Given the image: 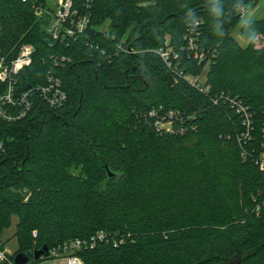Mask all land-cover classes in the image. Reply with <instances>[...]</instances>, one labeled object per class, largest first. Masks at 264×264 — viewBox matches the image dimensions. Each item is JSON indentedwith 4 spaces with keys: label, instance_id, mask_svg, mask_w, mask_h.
<instances>
[{
    "label": "trees",
    "instance_id": "16d2710c",
    "mask_svg": "<svg viewBox=\"0 0 264 264\" xmlns=\"http://www.w3.org/2000/svg\"><path fill=\"white\" fill-rule=\"evenodd\" d=\"M71 1L89 24L59 44L34 15L44 0H0V55L34 49L19 90L54 73L66 94L49 109L34 91L27 117L0 121L12 257L103 232L84 264H264V16L243 21L246 46L232 36L258 0Z\"/></svg>",
    "mask_w": 264,
    "mask_h": 264
},
{
    "label": "built area",
    "instance_id": "2783aa9c",
    "mask_svg": "<svg viewBox=\"0 0 264 264\" xmlns=\"http://www.w3.org/2000/svg\"><path fill=\"white\" fill-rule=\"evenodd\" d=\"M32 9L36 17H47L50 19L45 32L53 43L67 44V42L76 38L87 28L90 20L88 13H79L73 8L71 0H59L57 8L54 10L46 9V7L41 5H33ZM239 12L244 16L247 11L244 7H240ZM169 41L170 38L167 36L164 48L169 47ZM189 44L192 46L193 41L191 40ZM118 48L123 50L120 46ZM164 48L157 50V53L169 66V58L177 53L171 52V50L167 52ZM33 52V47L26 44L18 48L16 55L12 59L0 55V121L2 122L12 123L27 117L33 108L29 96L34 91L43 98L46 108L49 109L61 106L66 100L61 81L54 73H48L46 82L42 86L36 87L34 91L31 89L28 92L19 90L16 85V77L31 65ZM127 52L131 53L129 50ZM196 57L200 61L204 59L203 54L196 55ZM186 79L191 84L196 85V87L203 88L204 80L201 82L199 77H187ZM239 111H243V108L240 107ZM245 116L247 120L246 126L249 130L250 123L246 114ZM156 127L165 128L166 126L156 123ZM4 151L5 143L0 137V155ZM258 165L260 168H264V150L259 157ZM31 235L33 239H36L37 231L33 230ZM104 239L105 234L98 232L89 239L68 240L48 249L47 255L41 256L36 261L32 259L27 264H84L77 254L82 250L93 249L97 242ZM12 256L0 238V264H15Z\"/></svg>",
    "mask_w": 264,
    "mask_h": 264
},
{
    "label": "rangeland",
    "instance_id": "374dc122",
    "mask_svg": "<svg viewBox=\"0 0 264 264\" xmlns=\"http://www.w3.org/2000/svg\"><path fill=\"white\" fill-rule=\"evenodd\" d=\"M45 2V7L46 9L49 10H54L57 8V4L59 2V0H44ZM245 10L247 11L246 14L244 16H242V20L241 23H239V25L232 31V36L239 42L240 45H242L243 47L246 46L248 44V41L245 40L240 32H239V28L242 25L243 21L248 20V19H261L264 16V0H258L256 5L253 7L247 6L245 7ZM38 18V17H37ZM108 26V22L104 23L101 27H99V30H106V27ZM167 36H164V43L163 46H161L159 49H162L165 47V38ZM254 44H255V48H261L264 46V38L262 36H258L255 38L254 40ZM26 45V44H23ZM167 52H169L171 50V52L176 53L175 50L172 49V47H166L164 48ZM201 82H203L204 80V76H200L199 77ZM147 79V78H146ZM148 83H149V79H147ZM146 81V82H147ZM151 81V80H150ZM148 87V86H147ZM140 88V87H139ZM143 88V87H142ZM150 88V87H149ZM17 223V217H13L12 218V226L4 231V233L2 234L1 237V241L4 243L7 251L9 252V254L13 255V253L16 251L17 249V241L16 238L13 236L14 234V228H15V224Z\"/></svg>",
    "mask_w": 264,
    "mask_h": 264
},
{
    "label": "water",
    "instance_id": "95a60500",
    "mask_svg": "<svg viewBox=\"0 0 264 264\" xmlns=\"http://www.w3.org/2000/svg\"><path fill=\"white\" fill-rule=\"evenodd\" d=\"M108 178H112L114 175L111 172L107 173ZM48 253V248L46 246H43L40 250L35 251L32 256L30 257L26 253H18L14 256V262L15 264H27L29 263L32 259L34 261L38 260L41 256L47 255Z\"/></svg>",
    "mask_w": 264,
    "mask_h": 264
}]
</instances>
